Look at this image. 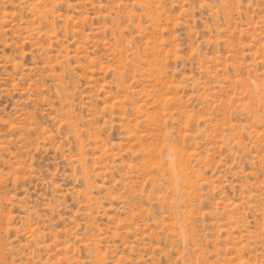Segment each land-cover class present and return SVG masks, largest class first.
<instances>
[{
  "label": "rangeland",
  "instance_id": "374dc122",
  "mask_svg": "<svg viewBox=\"0 0 264 264\" xmlns=\"http://www.w3.org/2000/svg\"><path fill=\"white\" fill-rule=\"evenodd\" d=\"M0 264H264V0H0Z\"/></svg>",
  "mask_w": 264,
  "mask_h": 264
}]
</instances>
